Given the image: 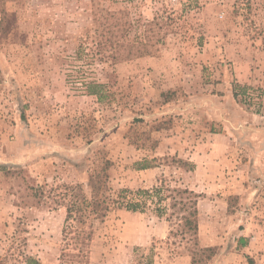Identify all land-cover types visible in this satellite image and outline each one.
I'll return each mask as SVG.
<instances>
[{"label":"rangeland","instance_id":"obj_1","mask_svg":"<svg viewBox=\"0 0 264 264\" xmlns=\"http://www.w3.org/2000/svg\"><path fill=\"white\" fill-rule=\"evenodd\" d=\"M118 40L150 54L114 64ZM235 64L252 72L245 99ZM259 130L264 0H0V264H81L61 259L79 250L63 234L69 187L90 199L99 181L111 209L87 264H192L171 210L116 205L165 186L200 195L207 264H264Z\"/></svg>","mask_w":264,"mask_h":264},{"label":"trees","instance_id":"obj_2","mask_svg":"<svg viewBox=\"0 0 264 264\" xmlns=\"http://www.w3.org/2000/svg\"><path fill=\"white\" fill-rule=\"evenodd\" d=\"M127 25V24H126ZM123 29V28H122ZM127 29H125L126 31ZM116 52L111 56L114 64L129 61L136 58L149 55L148 44L144 42H128L117 41L115 42ZM103 88V86H96ZM89 88H92L90 86ZM95 88V87H93ZM235 97L242 95L245 99V95L248 90L252 89L248 85H235ZM90 94L97 95L99 100H103L104 94L100 91L92 90ZM189 166V171L195 169V165L191 163L181 162ZM138 170H148L153 168L152 164L148 160H144L137 164ZM94 194L88 199L83 194V190L80 185L71 186V200L67 205V217L65 221V227L63 230L65 240H74L71 247H79L78 253L63 252L61 259L64 261L66 258L73 261L80 262L81 264L88 263L89 243L94 232L93 228L98 220L100 223L104 222V217L107 212L110 211V199L99 193L100 186H103V182L99 181L97 184H90ZM35 197V202L38 205L43 197V192L40 188H30ZM79 193H78V192ZM166 192V193H165ZM200 195L196 194L187 188H171V187H156L152 190H137L135 197L128 201L122 199L117 201L118 207H124L128 211L143 212L146 207V201L151 199L153 203L157 205V213L159 217H163L168 211H172L171 217H176L178 220V233L181 239L188 242L186 250L190 253L192 258V264H207L216 255V248L200 246L199 241V203ZM167 204H164L166 203ZM116 203V202H115ZM89 223L88 225H85ZM85 226V227H84ZM87 228L91 230L88 231ZM69 236V238H68ZM70 246V244H69ZM38 263V262H35ZM31 264V263H30Z\"/></svg>","mask_w":264,"mask_h":264},{"label":"crops","instance_id":"obj_3","mask_svg":"<svg viewBox=\"0 0 264 264\" xmlns=\"http://www.w3.org/2000/svg\"><path fill=\"white\" fill-rule=\"evenodd\" d=\"M225 79H228V82L230 81V77L228 78V75L226 74L225 75ZM235 80L238 84H247V85H250L252 84L253 80H252V72H251V69L250 68H246V67H242L241 65L240 66H237L235 64L234 66V74H233V78L231 80ZM228 84V83H227ZM224 86H225V83H224ZM229 86V87H228ZM227 96H231L232 98H234L233 96V92L231 90V86L230 85H227ZM258 134H261V135H264L262 134V130H259L258 131ZM261 135H258V136H261ZM264 145V144H263ZM255 149L260 150L261 149V145H257L255 146ZM198 168L197 164H196V169Z\"/></svg>","mask_w":264,"mask_h":264}]
</instances>
